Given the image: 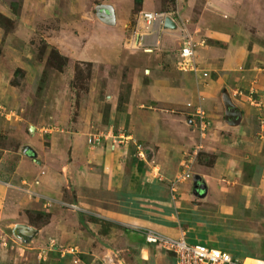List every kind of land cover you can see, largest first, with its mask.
Returning <instances> with one entry per match:
<instances>
[{
    "label": "crops",
    "instance_id": "0c3cea01",
    "mask_svg": "<svg viewBox=\"0 0 264 264\" xmlns=\"http://www.w3.org/2000/svg\"><path fill=\"white\" fill-rule=\"evenodd\" d=\"M60 6L74 16L69 29H77L64 34L73 46L62 53L95 69L113 68L104 86L109 113L94 123L49 113L26 129L10 121L13 127L0 130L17 144L2 148L0 234L13 240L0 243V264H33L32 254L47 264L56 253V264H126L124 253L131 264H175L172 251L144 241L145 228L204 241L242 264H264V21L254 19L264 0H140L137 7L134 0H63ZM156 12L173 28L145 16ZM246 24L260 45L261 70L243 65ZM183 31L208 42L195 51V73L175 65ZM22 58L23 68L32 63L29 54ZM121 76L126 98L117 111ZM251 85L250 94L240 90ZM97 133L114 138L113 147L86 142ZM133 143H142L141 156ZM9 155L11 170L4 163ZM186 169L171 197L169 181Z\"/></svg>",
    "mask_w": 264,
    "mask_h": 264
},
{
    "label": "rangeland",
    "instance_id": "374dc122",
    "mask_svg": "<svg viewBox=\"0 0 264 264\" xmlns=\"http://www.w3.org/2000/svg\"><path fill=\"white\" fill-rule=\"evenodd\" d=\"M43 1L44 0H22L21 2V0H0L1 131L2 128H8L7 125L9 127L12 125L8 124L10 121H19L20 124L22 121L21 126L26 129V124L31 123L32 120L41 121L46 119L49 113H53V116L55 117L63 116L70 121L87 120L90 123H94L96 117L100 119L99 121H102L101 114L102 117L105 118L109 113L110 102L106 98L104 86L106 79L110 78V75L112 76L113 68L101 65L95 69V67L88 62H80L67 57V54L64 55L62 49H64V47L68 49L71 48V44L73 46L72 41L70 42L65 38L64 34L73 31L77 32V29H69L74 27V16L61 10L62 6L60 5L63 4V0H49L45 4H43ZM47 5L48 8L45 7ZM257 12L258 16L254 17V19H262L264 21V11L257 10ZM246 25L247 26L245 27H247V29L245 31L247 44L243 65L248 71H253L256 67L261 70L263 68L261 61H259L260 63H257L260 45L254 42L256 35L255 31L249 27L248 24ZM198 34L199 37L196 38L194 36V38H191V42L196 43L194 46L196 47L194 48L195 51L204 50L206 43H208L204 35L202 36L199 32ZM185 35L188 34L184 32L182 37ZM190 36L192 35L190 34ZM50 40L59 44L60 48H57L53 44H48L47 42ZM199 46L200 48H197ZM68 49H65V52H69ZM195 51L193 56L196 62L197 71L200 62L198 61L197 55L195 56ZM25 53L29 54V59L33 60L31 64H28L30 62H27L26 67L23 68L20 66V62L23 59L22 55ZM124 71L125 69L122 71V75H124ZM125 79L126 78L121 76L118 84L120 85ZM245 87L246 86L243 88ZM248 88L253 89V86L251 85V87L249 86L246 87V89L240 90L247 93L249 90ZM251 91L249 92L252 93ZM253 93L255 94V92ZM125 98L126 89L122 83L119 87L115 101V104L118 103L115 106L117 111L124 109ZM250 102L254 103L252 99L249 103ZM56 104H59V109ZM196 107H199L202 110L199 105ZM196 122V126L199 129L198 120ZM204 123L205 122L203 121V125ZM11 127H13V125ZM104 134L100 135L97 133L95 134L96 139L94 142H92V140L88 142V138L91 139L94 137L91 134L90 137H86V142L93 144L102 141L103 146L107 148L109 143L111 144L112 142H110L109 138L105 137ZM4 135L6 134L0 135L1 175L2 148L13 150L17 147V144L12 137L6 139L7 137ZM80 137H83V135L80 134ZM113 139L114 138L110 137L111 141L116 142ZM129 146L131 150L135 151V153L141 152L142 143H133ZM13 160V155H9L5 158L4 163L7 165V170H11ZM183 177L184 176L179 174L173 181H169V185L171 186V189H169L171 197H173L174 184L177 181L183 180ZM162 234L164 235L165 233L162 232ZM178 236L179 235L174 236V238H177ZM3 239L7 246L11 238L6 236L4 238L0 234V243H2ZM31 239L32 237L29 238V241ZM188 242L206 244L204 241ZM166 250L172 251L171 249ZM172 253L174 252L172 251ZM33 255L34 254H32V261H34L33 264L39 263L36 254ZM120 255H123V260L126 259L124 261H127L126 264H131L130 261H132V256L130 257L125 253ZM109 257H113V255ZM57 258L58 253L52 254L46 263L56 264L58 262Z\"/></svg>",
    "mask_w": 264,
    "mask_h": 264
},
{
    "label": "built area",
    "instance_id": "2783aa9c",
    "mask_svg": "<svg viewBox=\"0 0 264 264\" xmlns=\"http://www.w3.org/2000/svg\"><path fill=\"white\" fill-rule=\"evenodd\" d=\"M147 19L163 20L165 14L162 12H156L145 15ZM196 43L191 42V37L185 35L182 38V44L176 52L175 65L180 70L196 71V62L194 60V47ZM194 115L197 117L199 130L203 127L204 114L203 111L196 107ZM96 138H88V142L92 140L94 142ZM110 147H113V141ZM138 155L141 156V154ZM188 169V168H187ZM187 169L181 176L186 177ZM144 241L146 243L156 244L165 249H171L175 253V264H242L238 259H235L229 252L210 247L199 243H189L183 239L182 233L177 237H171L166 234H162L154 229L145 228L141 229Z\"/></svg>",
    "mask_w": 264,
    "mask_h": 264
},
{
    "label": "water",
    "instance_id": "95a60500",
    "mask_svg": "<svg viewBox=\"0 0 264 264\" xmlns=\"http://www.w3.org/2000/svg\"><path fill=\"white\" fill-rule=\"evenodd\" d=\"M106 12L105 11H102V15L104 16V20L106 19V14H105ZM163 25H164V27H166V28H173V24H172V22H171V20L168 18V17H165L164 18V21H163ZM233 114L234 113H232L231 111H228L227 113H226V115H227V118H229V120H230V118L233 116ZM232 120V119H231ZM24 228H26V227H23V229ZM31 229L30 228H28V234L27 235H30L31 234Z\"/></svg>",
    "mask_w": 264,
    "mask_h": 264
},
{
    "label": "trees",
    "instance_id": "16d2710c",
    "mask_svg": "<svg viewBox=\"0 0 264 264\" xmlns=\"http://www.w3.org/2000/svg\"><path fill=\"white\" fill-rule=\"evenodd\" d=\"M134 2L136 3V7H137V5L140 3V0H134Z\"/></svg>",
    "mask_w": 264,
    "mask_h": 264
}]
</instances>
